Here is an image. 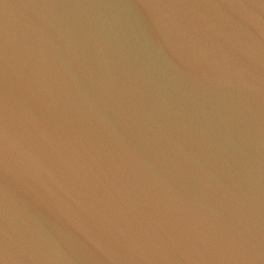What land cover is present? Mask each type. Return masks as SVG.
<instances>
[{
    "label": "water",
    "instance_id": "water-1",
    "mask_svg": "<svg viewBox=\"0 0 264 264\" xmlns=\"http://www.w3.org/2000/svg\"><path fill=\"white\" fill-rule=\"evenodd\" d=\"M0 264H264V0H0Z\"/></svg>",
    "mask_w": 264,
    "mask_h": 264
}]
</instances>
